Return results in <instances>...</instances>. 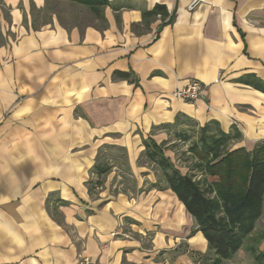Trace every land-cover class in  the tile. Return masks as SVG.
Instances as JSON below:
<instances>
[{
    "label": "crops",
    "instance_id": "crops-1",
    "mask_svg": "<svg viewBox=\"0 0 264 264\" xmlns=\"http://www.w3.org/2000/svg\"><path fill=\"white\" fill-rule=\"evenodd\" d=\"M108 1L128 7L0 0V264H209L175 194L147 190L158 172L139 163L141 141H167L161 126L178 119L176 130L236 131L230 150L264 142V0ZM156 4L172 24L142 25ZM194 80L203 98L173 97ZM105 146L124 149L131 176L109 151L112 170L89 193ZM251 247L264 251V197L253 234L222 264H254Z\"/></svg>",
    "mask_w": 264,
    "mask_h": 264
},
{
    "label": "trees",
    "instance_id": "trees-1",
    "mask_svg": "<svg viewBox=\"0 0 264 264\" xmlns=\"http://www.w3.org/2000/svg\"><path fill=\"white\" fill-rule=\"evenodd\" d=\"M67 1L87 7L95 14H99L104 7H110L114 11L128 7L108 0ZM156 18L162 22L160 29L164 25L172 24L175 14L168 13L166 7L159 4L150 11H142L143 26H148L149 22ZM113 76L135 85L137 83L130 72H116ZM257 89L264 92V85L260 84ZM178 122L176 119L172 127L168 125L161 127L171 130L175 140L189 142L191 136L184 131L186 129H175L180 125ZM190 126L196 128L194 125ZM196 129L198 139L186 151L193 161L190 173H182L170 158L165 156L166 141L156 144L150 138L142 139L144 151L140 158L152 165L160 176L147 190L168 189L174 193L186 212L194 219L197 230L212 252L213 258L209 264H222L230 260L250 238L261 217L264 197V142L249 152L244 148L230 150L231 142L241 137L236 131L225 134L213 122ZM109 151L120 153L119 156H112V160L114 163L116 158L124 160L122 164L124 173L130 175L127 167L125 169L124 149L105 146L100 149L92 169V173L99 180L88 185L89 193L101 186V177L108 175L112 170V166L106 160ZM207 178L216 180L209 182ZM129 182L134 186L132 178L131 180L123 178V183ZM132 192L138 191L134 187ZM262 234L259 235V240ZM253 240L255 242L254 237L251 239L252 243ZM248 251L253 254L254 264H264V251L259 252L253 247L248 248ZM202 259L206 260L207 257L204 256Z\"/></svg>",
    "mask_w": 264,
    "mask_h": 264
},
{
    "label": "rangeland",
    "instance_id": "rangeland-1",
    "mask_svg": "<svg viewBox=\"0 0 264 264\" xmlns=\"http://www.w3.org/2000/svg\"><path fill=\"white\" fill-rule=\"evenodd\" d=\"M183 128L179 127V130ZM186 133L191 136L190 141L186 143H182L181 141L175 140L173 133L171 130H165L167 134H170L168 136V140L166 141V145H164V153L165 156L169 157L172 163L182 172V173H190L191 166H192V160L190 158V155L186 152L187 148L193 143L196 142L198 139L197 132L198 130L194 128L193 126H187L186 125ZM169 131V132H168ZM145 160H140L139 163H143ZM153 167V166H152ZM154 169V167H153ZM157 178H159V174L156 175ZM207 181H210L211 179Z\"/></svg>",
    "mask_w": 264,
    "mask_h": 264
},
{
    "label": "built area",
    "instance_id": "built-area-1",
    "mask_svg": "<svg viewBox=\"0 0 264 264\" xmlns=\"http://www.w3.org/2000/svg\"><path fill=\"white\" fill-rule=\"evenodd\" d=\"M194 4L191 8H193ZM173 97L187 102H195L204 97V87L198 81H191L186 86L177 89ZM77 264H93L89 258L80 257Z\"/></svg>",
    "mask_w": 264,
    "mask_h": 264
}]
</instances>
